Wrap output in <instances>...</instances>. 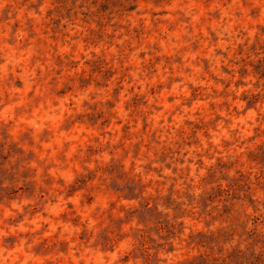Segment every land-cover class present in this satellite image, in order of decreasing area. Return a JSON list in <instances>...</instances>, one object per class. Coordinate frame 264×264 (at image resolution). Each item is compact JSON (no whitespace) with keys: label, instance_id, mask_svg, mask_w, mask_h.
Segmentation results:
<instances>
[{"label":"rangeland","instance_id":"rangeland-1","mask_svg":"<svg viewBox=\"0 0 264 264\" xmlns=\"http://www.w3.org/2000/svg\"><path fill=\"white\" fill-rule=\"evenodd\" d=\"M0 264H264V0H0Z\"/></svg>","mask_w":264,"mask_h":264},{"label":"clouds","instance_id":"clouds-1","mask_svg":"<svg viewBox=\"0 0 264 264\" xmlns=\"http://www.w3.org/2000/svg\"><path fill=\"white\" fill-rule=\"evenodd\" d=\"M178 5H174L173 7H176ZM76 103H78V101H76ZM63 105H60L58 108H49V110L47 112H44L43 117L46 119V121H51L52 123V117L56 116L59 117L61 115L64 114V112L62 111ZM42 126V125H41ZM222 135L226 134V133H221ZM90 223H95V221L90 220Z\"/></svg>","mask_w":264,"mask_h":264}]
</instances>
